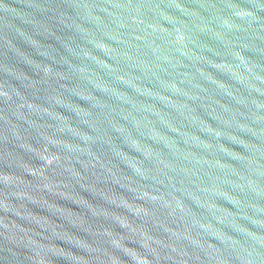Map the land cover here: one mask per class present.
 <instances>
[{
    "label": "water",
    "instance_id": "water-1",
    "mask_svg": "<svg viewBox=\"0 0 264 264\" xmlns=\"http://www.w3.org/2000/svg\"><path fill=\"white\" fill-rule=\"evenodd\" d=\"M0 264H264V0H0Z\"/></svg>",
    "mask_w": 264,
    "mask_h": 264
}]
</instances>
